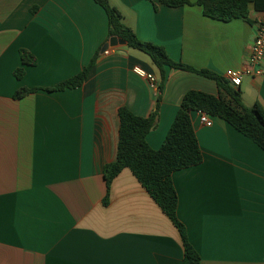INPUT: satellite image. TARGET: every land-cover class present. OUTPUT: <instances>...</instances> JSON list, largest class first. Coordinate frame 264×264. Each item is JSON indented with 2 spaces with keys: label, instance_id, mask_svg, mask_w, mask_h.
I'll use <instances>...</instances> for the list:
<instances>
[{
  "label": "crops",
  "instance_id": "obj_1",
  "mask_svg": "<svg viewBox=\"0 0 264 264\" xmlns=\"http://www.w3.org/2000/svg\"><path fill=\"white\" fill-rule=\"evenodd\" d=\"M139 39L176 62L225 77L245 68L264 12L249 21L206 17L199 5L108 0ZM195 2L197 0H189ZM106 11L95 0H0V264H181L180 231L127 168L109 204L104 167L117 159L119 109L141 117L158 91L135 69L160 71L127 44L103 53ZM37 59L24 65L20 51ZM143 53V52H142ZM84 85L45 89L85 69ZM25 72L21 79L15 75ZM21 88H39L21 99ZM243 103L264 107V76L243 78ZM190 90L219 95L215 81L166 68L159 122L147 140L164 144ZM204 160L173 174L180 222L201 264H264V150L220 117L191 113Z\"/></svg>",
  "mask_w": 264,
  "mask_h": 264
},
{
  "label": "trees",
  "instance_id": "obj_2",
  "mask_svg": "<svg viewBox=\"0 0 264 264\" xmlns=\"http://www.w3.org/2000/svg\"><path fill=\"white\" fill-rule=\"evenodd\" d=\"M95 2L107 13L108 40L112 37L123 39L131 49L141 51L149 56L161 74L156 99L157 107L150 116H138L126 106L119 109L120 128L117 159L106 165L103 170L107 184L104 205L109 204V191L114 179L123 169H129L180 231L184 245V260L181 264H201V256L193 248L188 239L186 227L177 217L179 202L173 182L175 172L198 166L204 160L197 134L192 125L191 113L205 111L213 117H220L264 150V107L258 101L251 107L245 106L241 90L232 87L225 77L211 70H198L182 62H176L168 55L165 47L139 39L131 27L124 22L121 13L113 8L108 0H95ZM162 3L172 7L199 5L206 17L223 22H230L234 19L249 21L251 7L255 11L264 12V0H197L195 2L162 0ZM20 55L24 65L37 63L35 56L26 50H21ZM96 61L97 55L81 72L45 90L64 92L68 89L81 87L88 80ZM167 67L193 72L215 81L219 88V95L198 90L187 92L175 121L170 126L164 144L158 150H154L150 147L147 136L159 122L160 103ZM24 72V68H21L15 72V75L21 79ZM40 90L39 88H21L15 95V99H21Z\"/></svg>",
  "mask_w": 264,
  "mask_h": 264
},
{
  "label": "built area",
  "instance_id": "obj_3",
  "mask_svg": "<svg viewBox=\"0 0 264 264\" xmlns=\"http://www.w3.org/2000/svg\"><path fill=\"white\" fill-rule=\"evenodd\" d=\"M103 53L109 55L110 51L106 50ZM135 71L140 76L145 77L148 80V83L153 90L158 91V81L157 78L154 77V75H152L151 73H147L140 68H136ZM247 76H264V15L263 18L259 21L258 33L256 34V37L252 43L250 56H248L247 66L239 70L230 71L226 74L225 79L232 87L238 89V87L242 84L243 78ZM197 114L203 126L211 127L213 125V116L205 111H198Z\"/></svg>",
  "mask_w": 264,
  "mask_h": 264
},
{
  "label": "water",
  "instance_id": "obj_4",
  "mask_svg": "<svg viewBox=\"0 0 264 264\" xmlns=\"http://www.w3.org/2000/svg\"><path fill=\"white\" fill-rule=\"evenodd\" d=\"M126 41H124L123 39L121 38H118V37H112L110 38L109 42L106 43L103 47V52L104 51H108L110 48H114V47H117L118 45H126Z\"/></svg>",
  "mask_w": 264,
  "mask_h": 264
},
{
  "label": "rangeland",
  "instance_id": "obj_5",
  "mask_svg": "<svg viewBox=\"0 0 264 264\" xmlns=\"http://www.w3.org/2000/svg\"><path fill=\"white\" fill-rule=\"evenodd\" d=\"M139 53H141V54L144 55L145 57H148L146 54H144V53H142V52H139ZM148 59H149V57H148Z\"/></svg>",
  "mask_w": 264,
  "mask_h": 264
}]
</instances>
